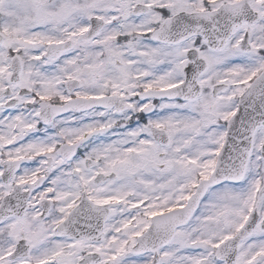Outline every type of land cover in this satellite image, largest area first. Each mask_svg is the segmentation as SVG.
I'll list each match as a JSON object with an SVG mask.
<instances>
[{"label":"snow or ice","instance_id":"obj_1","mask_svg":"<svg viewBox=\"0 0 264 264\" xmlns=\"http://www.w3.org/2000/svg\"><path fill=\"white\" fill-rule=\"evenodd\" d=\"M0 264H264V0H0Z\"/></svg>","mask_w":264,"mask_h":264}]
</instances>
